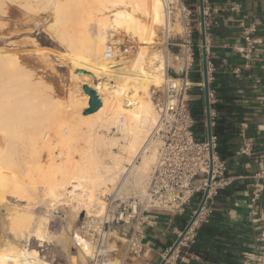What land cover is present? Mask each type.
<instances>
[{
    "label": "bare ground",
    "instance_id": "6f19581e",
    "mask_svg": "<svg viewBox=\"0 0 264 264\" xmlns=\"http://www.w3.org/2000/svg\"><path fill=\"white\" fill-rule=\"evenodd\" d=\"M10 1L37 17L49 13L46 30L73 56L72 67L87 71L82 79L72 73L81 80L80 87L90 77L106 78L103 84L101 80L95 86L86 84L96 91L101 106L83 115L86 93L60 102L55 90L23 67L17 53L0 48V207L5 202L16 205L9 208L13 211L5 221L13 239L0 247V264H54L43 256L56 237L49 230L51 210L61 205L70 212L83 209L101 217L102 198L115 192L124 179L131 178L145 192L156 160L157 106L138 85V72L127 69L126 54L115 51L104 57L107 42L120 44L128 36L138 45L155 48V27L164 26L166 39L181 26L177 21L169 25L163 0ZM2 9L0 0L3 13ZM165 63L162 55L158 68L163 70ZM167 80L152 79L151 85L163 87ZM69 111L74 113L71 119ZM121 118L123 128L118 127ZM38 207L42 211L36 213ZM91 214L85 213L83 219L96 218ZM77 232L71 239L59 235L69 264H85L90 254L88 241ZM119 263L113 258L103 264Z\"/></svg>",
    "mask_w": 264,
    "mask_h": 264
},
{
    "label": "crops",
    "instance_id": "0c3cea01",
    "mask_svg": "<svg viewBox=\"0 0 264 264\" xmlns=\"http://www.w3.org/2000/svg\"><path fill=\"white\" fill-rule=\"evenodd\" d=\"M185 1L195 12L193 38L197 45L200 39L197 26L199 2ZM207 3L210 11L206 20L210 26L206 32V54L213 68L210 71L207 66L209 93L213 95L211 118L216 113L211 104L217 100L220 102L222 99L216 96L223 93L234 95V103L243 110L238 134L233 139V153L224 160L226 174L234 179L230 186L220 190L211 200V213L205 220L198 221L192 241H181L177 256L169 258L165 264H255L250 259L251 255L264 249V192L259 196L254 193V184L259 181L264 183V0H207ZM248 31L249 39L255 41L251 45L245 39ZM133 48L134 45L130 46L131 50L137 51L136 55H145L148 51V46L144 45H138L135 50ZM196 49L198 51L188 71V77L194 84L190 91L189 108L190 111L193 107L203 108L200 120L203 126L197 131L193 117L195 138L197 136L196 139L203 140L207 138V129L201 50ZM156 51L165 56L161 50ZM151 54L144 59L149 73ZM138 72L144 78L143 73ZM141 78L138 85L144 88L142 92L150 93L152 100L154 92L151 93V82ZM192 92L195 93L194 99ZM213 125L212 121L211 130ZM247 141L252 143L251 153L237 154L239 147ZM197 204L198 198L194 196L181 214L156 210L149 212L150 222L142 225V253L139 257L125 256L127 262L159 264L189 222Z\"/></svg>",
    "mask_w": 264,
    "mask_h": 264
},
{
    "label": "built area",
    "instance_id": "2783aa9c",
    "mask_svg": "<svg viewBox=\"0 0 264 264\" xmlns=\"http://www.w3.org/2000/svg\"><path fill=\"white\" fill-rule=\"evenodd\" d=\"M163 3L169 25L177 21L181 26L178 35L182 52L174 56L178 59L181 70L176 77L168 78L161 100L156 105L159 121L154 135L159 145L145 192L107 195L103 200V216L82 219L77 227V233L89 243L90 254L87 258L91 264L106 263L117 255L118 247L110 243L114 233L125 239L119 264H129L125 256L139 257L142 253V225L150 222L149 212L156 210L168 214H181L194 196L198 198V206L203 194L206 193L200 213L182 240L192 241L194 227L198 221L205 220L211 213L209 206L211 200L220 190L230 186L234 179L226 174V162L217 152L215 136L212 135L208 142L207 138L196 139L194 134L195 121L189 108L190 91L194 84L188 77V71L193 62V49L197 46L201 50L200 39L195 45L193 38L195 12L185 0H163ZM209 11L207 0H202L205 38L210 26L209 21L206 20ZM197 13L199 15V10ZM197 26L200 35L199 22ZM249 33L250 31L246 32L245 39L248 45H251L255 41L249 39ZM172 35L166 36L165 40L168 42ZM130 46L132 45L128 40L120 44L108 41L104 49V57L110 58L115 51L127 54ZM207 66L210 71L213 70L209 61ZM209 97L210 102H213L212 93H209ZM122 121L121 118L118 127L123 128ZM113 131H117V128L114 127ZM251 151L252 143L247 141L239 147L237 154L249 155ZM257 177L261 178L259 175ZM261 192H264V183L259 181L254 184V193L259 196ZM53 213L59 218L62 217V212L58 208H54ZM262 239H264V231ZM177 249L170 258L177 256ZM251 256L250 259L255 264H264V249Z\"/></svg>",
    "mask_w": 264,
    "mask_h": 264
},
{
    "label": "rangeland",
    "instance_id": "374dc122",
    "mask_svg": "<svg viewBox=\"0 0 264 264\" xmlns=\"http://www.w3.org/2000/svg\"><path fill=\"white\" fill-rule=\"evenodd\" d=\"M2 8H3L2 9L3 13L0 12V15L2 14L0 16L1 19L0 48L17 53L23 67L27 69L28 72L29 71H31V73L33 72L34 76L39 77L40 81L42 82V85L46 84L47 85L46 87L50 88L51 90L53 89L52 91L55 90L54 92L55 94L54 93L53 94L55 95L56 99L59 100L60 102L66 104V102L69 101L70 95H74L75 97L77 96V98H80L78 96L84 92L82 90L83 84L80 87L81 80L79 78L82 79L83 77L82 75H84L87 71L83 73V72H79L78 70L79 69L85 70V69L81 67L73 68L72 67L73 65H71L73 56L70 55V53L66 50L64 45L58 43L53 37H51L50 32L45 29V23L49 19V13H46L45 15H41V16L39 15V17H37V15L36 16L31 15L27 11H25L21 6H19L17 3L10 0H2ZM138 14L140 15V13ZM142 18H144V16H142ZM153 31L155 34L153 33ZM153 31H152L153 35L157 36V37L153 36L155 38L154 40L156 41V44L154 45L155 46L154 49L152 48V46L151 47L149 46L150 48L149 47L148 49L146 48L148 51L147 54L145 55H138V54L136 55L137 51H133L130 49L129 54L126 57L128 70H133L136 72L140 71L143 73L144 78H141L138 72L137 83L141 81L140 78L143 80L147 79L148 82H151L152 79L162 78L164 80L165 77L166 79L171 77H176L179 73V71H177L178 64L174 62V56L182 52L181 47L179 45L181 43V40L179 39V35H178L180 31L173 32L175 33V35L173 34L168 42L164 39V26L155 27ZM127 40L131 43V45H134L133 48L134 50L136 49V47H138V44L128 36H124L121 38V42L123 41L126 42ZM196 48L193 49L194 52L193 58L196 56V52L198 51V49ZM158 49L161 50L166 56L165 60L168 59L167 60L168 67L166 69V72H165V68L163 70L158 68L162 60V53L160 54L159 51L154 52L155 50ZM150 53H152L151 55L153 57L149 63V69H150V73H149L148 72L149 70L146 68V62H144V59H146V56ZM73 72H75L77 76H79V78L75 77L74 74H72ZM105 79L106 78L104 76L103 77L100 76L96 79L90 77L87 81L88 83L85 84L95 86L96 83H98L97 80H101L103 84ZM121 79H122V75L118 77V80ZM141 83L143 84V81ZM146 85L147 84H145V87ZM163 87L157 88L151 86L152 88L151 93L154 92V94H152V101L154 102L155 105H157L161 100ZM73 91L76 95L73 93ZM191 95H192V99H194L195 93L192 92ZM82 110H80V114H82ZM72 113H73L72 111H69V114H67L69 119H71L70 117L73 116ZM196 138L198 137L196 136ZM154 139L157 140V138ZM78 144H80L81 146L82 141ZM114 151L118 152V149H114ZM74 155L75 156L77 155L76 152L74 153ZM42 160L43 162H45L46 158L43 156ZM112 192H110L109 194L106 193L102 199L104 200V198L107 195H112V194H117V195L120 194L130 195L132 193L142 194V191L138 189V187H135L133 185L131 178L124 179V183L120 184L118 188L115 190V192L113 193ZM7 204L8 203L5 202V205H3V207L4 206L5 207L4 208L0 207V247L4 245L3 243H5L6 240L10 241L11 239H13L11 234H9L6 229L5 221L7 220L8 214L14 210L13 207H15L16 205L9 204L8 206ZM9 208H12L13 210L12 209L9 210ZM38 208L35 209L36 213L42 211L41 207ZM54 208H58L62 212V217L61 218L57 217L53 213V209L51 210L50 220H49V230L51 233H53L52 235L56 237L52 241L53 245L51 244L50 249H48L47 253L44 254L43 256L45 257L46 260L48 261L51 260L50 262L54 264H69L70 258L67 257V254H65L62 244H59L60 243L59 235L61 234L62 236H68V238L71 239V237H73V234L76 232L80 221L84 218L85 213L86 215H90L91 212L89 211L90 213L89 212L87 213V211L83 210L82 207L79 208L82 210L78 209L79 211L76 212H70L67 207L61 205L56 206ZM93 216L99 218L95 215ZM73 229L75 231H73ZM113 235H115L116 237H114ZM119 238L120 237L117 234L115 233L112 234L110 243L118 247V249L120 250V251L118 250L117 255H114L111 258L112 260L113 258L120 259L123 253L125 239L124 238L119 239ZM84 260H85L84 262L85 264H91L87 256L85 257Z\"/></svg>",
    "mask_w": 264,
    "mask_h": 264
},
{
    "label": "trees",
    "instance_id": "16d2710c",
    "mask_svg": "<svg viewBox=\"0 0 264 264\" xmlns=\"http://www.w3.org/2000/svg\"><path fill=\"white\" fill-rule=\"evenodd\" d=\"M218 100L211 104L215 110V115L212 119L214 125L212 127L213 136L216 138V149L221 159L225 160L233 153V139L238 134L239 122L242 120L243 110L240 105H236L234 95L223 93ZM193 117L196 120L195 131L203 126L200 121L203 117L202 106L191 108Z\"/></svg>",
    "mask_w": 264,
    "mask_h": 264
},
{
    "label": "water",
    "instance_id": "95a60500",
    "mask_svg": "<svg viewBox=\"0 0 264 264\" xmlns=\"http://www.w3.org/2000/svg\"><path fill=\"white\" fill-rule=\"evenodd\" d=\"M199 24H200V43H201V64H202V86L204 93V105H205V121H206V129H207V141L210 142L212 137L211 123L212 118L210 114V97H209V78H208V68H207V54H206V38H205V28H204V16L202 12V0H199ZM79 72H85L84 70H78ZM82 90L89 96L88 106L82 110V114L86 115L96 111L101 106V101L96 93V91L84 84L82 86ZM206 197V193L203 194L202 199L197 206L194 214L191 216L189 222L181 231L180 235L177 237L173 245L170 247L165 257L161 260L159 264H165V262L170 258V256L174 253V251L178 248L179 243L183 240L185 234L195 221L196 217L200 213L202 206L204 204V200Z\"/></svg>",
    "mask_w": 264,
    "mask_h": 264
}]
</instances>
